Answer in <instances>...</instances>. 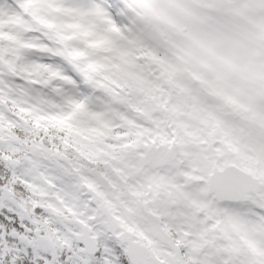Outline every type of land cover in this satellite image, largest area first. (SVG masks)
Segmentation results:
<instances>
[{
  "label": "clouds",
  "instance_id": "obj_1",
  "mask_svg": "<svg viewBox=\"0 0 264 264\" xmlns=\"http://www.w3.org/2000/svg\"><path fill=\"white\" fill-rule=\"evenodd\" d=\"M133 8V19L151 25L144 47L132 50L130 71L141 87L113 91L123 92L135 110L69 71L78 87H62L90 95L92 109L104 113L110 124L103 129L101 123L90 122L88 127L101 130V135L54 126L41 129L39 138L65 159L37 157L40 167L25 173L32 185L25 197L59 212L41 215L39 228L79 231L80 219L103 230L115 247L142 253L147 264H177L178 259L183 264H250L252 254L247 246L238 248L239 241L247 239L253 248L264 249V207L259 206L264 203V6L236 0L227 26L212 38L206 35L211 24L193 27L168 0H156L150 9L138 4ZM27 35L45 46H59L42 32ZM31 57L63 64L40 51ZM40 91L60 100L51 87ZM41 107L47 113L58 111L47 104ZM128 120L152 130L150 139L157 141V148L150 161L142 162L138 153L113 160L128 135ZM84 154L99 163L90 164ZM212 165L246 180L253 199L219 201L203 193L202 177ZM218 207L235 209L239 219L217 228L211 217ZM258 264H264V256Z\"/></svg>",
  "mask_w": 264,
  "mask_h": 264
},
{
  "label": "snow or ice",
  "instance_id": "obj_2",
  "mask_svg": "<svg viewBox=\"0 0 264 264\" xmlns=\"http://www.w3.org/2000/svg\"><path fill=\"white\" fill-rule=\"evenodd\" d=\"M155 2L0 0V264H147L142 253L123 245L115 247L103 230L93 228L83 220H76L83 225V230L79 231L60 226L54 231L51 227L47 231L39 228L41 215L49 212L58 215L59 212L25 197L32 188L25 173L40 167L41 161L37 157L55 158L58 162L65 159L59 149L50 151L44 139L39 138L42 128L46 131L49 126H54L101 135V130L88 127L90 122L101 123L103 129L109 127L105 114L92 109L90 95L83 92L75 95L62 87L64 84L78 87L69 71L86 85L104 87L115 103L129 104L135 110L129 98L113 88L127 91L141 87L139 78L130 71L132 50L144 47L145 34L151 25L146 21L141 26L130 16V11L135 10L134 4L150 9ZM168 2L175 7L178 16L193 27L211 24V31L206 35L212 38L227 26V15L232 11L230 5L236 0ZM253 2L264 6V0ZM137 15L143 17L144 13ZM124 20L130 22L122 23ZM174 23L183 27L179 21ZM32 32H42L59 46L38 43L35 37L27 35ZM33 51L58 57L63 64L33 60ZM147 54L152 55L151 52ZM64 64L69 68L65 69ZM97 76L102 79L97 80ZM54 81L60 84L54 85ZM41 87H51L60 100H51L40 91ZM44 104L58 111L47 113L41 107ZM127 128L125 142L117 146L120 155H113V160L138 153L142 162L150 161L157 148V141L150 139L152 130L132 120L127 121ZM84 158L90 164L99 163L91 155L84 154ZM64 167L71 175L72 169L66 164ZM202 180L201 191L213 194L216 200L253 199L247 181L226 168L212 165ZM97 194L104 195L99 190ZM259 206L264 207V203ZM211 219L219 228L225 222H235L239 216L233 208L218 207ZM244 246L253 257L250 264H258L264 249L253 248L247 239H241L238 248ZM177 264H183V261L178 259Z\"/></svg>",
  "mask_w": 264,
  "mask_h": 264
}]
</instances>
